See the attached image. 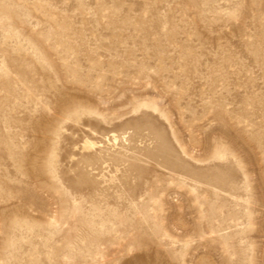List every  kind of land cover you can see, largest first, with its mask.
I'll use <instances>...</instances> for the list:
<instances>
[{
    "label": "rangeland",
    "instance_id": "obj_1",
    "mask_svg": "<svg viewBox=\"0 0 264 264\" xmlns=\"http://www.w3.org/2000/svg\"><path fill=\"white\" fill-rule=\"evenodd\" d=\"M0 264H264V0H0Z\"/></svg>",
    "mask_w": 264,
    "mask_h": 264
}]
</instances>
